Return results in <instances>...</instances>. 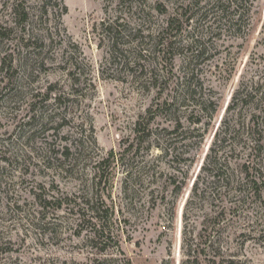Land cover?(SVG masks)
Returning <instances> with one entry per match:
<instances>
[{
	"label": "rangeland",
	"instance_id": "374dc122",
	"mask_svg": "<svg viewBox=\"0 0 264 264\" xmlns=\"http://www.w3.org/2000/svg\"><path fill=\"white\" fill-rule=\"evenodd\" d=\"M0 24V264H264V0Z\"/></svg>",
	"mask_w": 264,
	"mask_h": 264
},
{
	"label": "trees",
	"instance_id": "16d2710c",
	"mask_svg": "<svg viewBox=\"0 0 264 264\" xmlns=\"http://www.w3.org/2000/svg\"><path fill=\"white\" fill-rule=\"evenodd\" d=\"M65 11H67L66 8H65ZM5 30H7V29H5ZM2 31H4V29H3V26L0 24V32H2ZM259 185H260L259 183L253 182V187H258Z\"/></svg>",
	"mask_w": 264,
	"mask_h": 264
}]
</instances>
